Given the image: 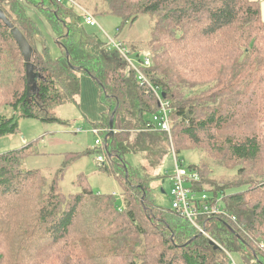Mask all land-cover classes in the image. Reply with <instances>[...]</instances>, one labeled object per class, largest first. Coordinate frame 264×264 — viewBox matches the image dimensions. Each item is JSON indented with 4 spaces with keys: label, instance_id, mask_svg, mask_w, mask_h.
<instances>
[{
    "label": "trees",
    "instance_id": "trees-1",
    "mask_svg": "<svg viewBox=\"0 0 264 264\" xmlns=\"http://www.w3.org/2000/svg\"><path fill=\"white\" fill-rule=\"evenodd\" d=\"M94 16L109 15L122 27L152 16L147 40L152 65L145 72L169 101L170 134L155 128L157 96L137 81L118 49L96 33L79 30L77 9L60 0H0V8L33 46L39 74L28 81L27 62L12 29L0 19V137L15 134L20 118L64 123L54 112L75 103L80 74L100 88L104 107L93 125L114 134L105 148L65 156L55 169H29L40 154L38 141L0 154V264H264V20L260 0H104ZM32 13V14H31ZM49 29L61 54L45 41ZM84 34L92 39H78ZM91 34V33H90ZM142 61L141 43L121 42ZM192 147L207 151L216 166L236 170L234 179L211 177L201 163L198 194L222 195L227 215H198L206 235L175 209L160 208L147 179L128 155L140 154L146 167ZM103 153L98 165L115 178L113 193L95 191L84 172L76 193H65L68 168L83 156ZM75 157H72L74 156ZM138 171V172H137ZM199 203V202H197ZM235 219V220H233ZM213 240L219 247L215 248ZM263 246V247H261Z\"/></svg>",
    "mask_w": 264,
    "mask_h": 264
},
{
    "label": "rangeland",
    "instance_id": "rangeland-1",
    "mask_svg": "<svg viewBox=\"0 0 264 264\" xmlns=\"http://www.w3.org/2000/svg\"><path fill=\"white\" fill-rule=\"evenodd\" d=\"M74 2H69V4L73 5L77 10H79L77 6H80L84 10L91 12L93 15L97 4L99 9L105 7L104 0H74ZM33 16L35 15L33 14ZM35 17H37L38 23L43 29L44 38L50 47L51 56L54 58L59 57L61 54L60 48L52 39L49 29L43 26L38 16ZM96 18L98 22L99 19L100 21L101 19L104 20L106 32L100 29L98 24L94 27L84 26L83 22H80L79 30L83 32L85 29L88 35L96 33L100 38L106 40L107 42L110 41L107 37L108 35L111 38L116 39V37L118 38V35L120 34L122 40H126V38L128 41H130V39L137 40L139 43L143 44L141 45V48H145L143 51L147 50L146 42L150 39L154 26L152 16L143 14L133 23V26H130L129 24L123 26L121 33H119L120 30L118 31L115 29L116 23L119 26L121 25V20L119 18L102 14H100V16H96ZM78 39L87 40L92 39V37H86L81 33L78 35ZM134 61L138 63L136 59H134ZM80 77L82 85L79 94L80 99L78 98V104L76 102L62 104L54 110L57 117L62 119L64 123H44L37 118H20L18 124L19 129L15 134L0 137V154L8 150L18 149L20 146L26 144L24 142H31L34 141V139L38 141L40 148V154L34 156H42V154L48 153L44 150L45 144L51 145L52 154L57 153V151H64L69 152V154L72 155L77 153V151L94 148L96 146L95 139L97 136L92 129L93 125L100 122L104 107L100 103L99 89L96 83H94L89 75L81 74ZM78 128H82L83 130L77 131ZM100 137L105 139L106 132L101 133ZM72 157H75V155ZM127 159L134 168L138 169L140 176L149 181L148 184L151 188L150 193L153 195L156 205L160 208H171V180H169L168 174H171L174 171L175 166L173 155L171 153L167 155L162 167L158 169L146 167L147 164H145L144 158L140 154L128 155ZM213 161L214 160L208 156L207 151L202 150L201 148L192 147L190 150H184L179 153V163H182L185 167L194 166L199 168L202 162L208 163L212 164L211 177L215 178L218 182L223 179H234L236 170L239 169L240 165L230 170L223 166H216ZM49 169H55V167L49 166ZM68 169L69 170L64 176L63 184L61 183L63 192L67 194L78 192L79 187L76 185L75 181L77 180L78 173L81 170L88 175L89 183L95 191L104 193L109 192L112 194L116 193L115 196L117 198V203L119 206H122V196L120 195L122 189L119 183L113 176L103 173V171L98 168L96 155L83 156L76 161L75 165L69 167ZM233 256L238 262V256Z\"/></svg>",
    "mask_w": 264,
    "mask_h": 264
},
{
    "label": "built area",
    "instance_id": "built-area-1",
    "mask_svg": "<svg viewBox=\"0 0 264 264\" xmlns=\"http://www.w3.org/2000/svg\"><path fill=\"white\" fill-rule=\"evenodd\" d=\"M62 3L74 2V0H60ZM75 3V2H74ZM77 10L83 20L84 26H95L99 23L97 18L88 10H84L80 6H77ZM119 31V29H118ZM110 40V45L118 49L121 53L124 60L128 63L129 67H132L135 71L137 81L142 84H147L151 91L157 96V100L160 106V111L157 114H154L152 118L155 128L159 130L166 131L170 134L171 132V123H170V111L169 101L166 100L165 96L162 95L161 89L156 88L152 81L145 72V68H150L152 65V53L149 50L142 51L141 59L138 61L134 56L128 52V50L121 45V41L118 39H113L109 35L107 36ZM136 59L138 63L134 61ZM83 130L78 128L77 131ZM93 132L96 133L97 138L95 148L104 149L105 140L100 137L101 133H105L106 129H101L99 127L93 126ZM172 155L174 158V171L171 174H168L169 180H171V190L170 194L172 196V205L171 207L179 212L182 216H185L190 222L196 225L201 234L206 235V231L203 224L196 222L198 215L210 216V215H227L225 204L222 200V195L220 197H215V194L211 193H202L198 194L194 192L192 187L196 183L201 182V173L197 167H185L182 163H179V157L174 149H171ZM106 155L99 153L96 155V162L98 165H103L106 163ZM116 195V193H114ZM199 202V203H197ZM235 220V219H233ZM263 247V246H261ZM231 257L232 264H238L235 262L234 258Z\"/></svg>",
    "mask_w": 264,
    "mask_h": 264
},
{
    "label": "crops",
    "instance_id": "crops-1",
    "mask_svg": "<svg viewBox=\"0 0 264 264\" xmlns=\"http://www.w3.org/2000/svg\"><path fill=\"white\" fill-rule=\"evenodd\" d=\"M260 2H261V5H262V18L264 20V0H260ZM98 23H99L100 29H102L104 32H106V30H105L106 29V25L104 23V20L101 19V21H100V19H99ZM115 25H116L115 29L118 30L119 28H117V27H119V25L117 23ZM119 33H121V31ZM116 39H119L121 42H124V41L127 40V38H126V40H122L120 34L118 35V38L116 37ZM84 75H86V74H84ZM80 82H81V77H80ZM94 83H95V81H94ZM96 85H97V87L99 89V92H100V88H99L97 83H96ZM79 94L76 96V98H77L76 103L77 104H78ZM23 142H24V140H23ZM24 143H27V142H24ZM44 150H46V152H48V153L47 154H42V156H34V157H31V158L27 159L26 165H27L28 168L33 169V168L36 167V168H41V169H43V168L44 169H49V166H54L56 168V167L60 166L63 163V160H64L65 156L61 155V153H63L64 151L63 152L57 151V153L52 154V147H51L50 144H48V145L45 144ZM75 164H76V162L73 163L70 167H72ZM82 172H84V171L80 170V172L78 174H80ZM62 184H63V181H62ZM101 193H104V192H101Z\"/></svg>",
    "mask_w": 264,
    "mask_h": 264
},
{
    "label": "water",
    "instance_id": "water-1",
    "mask_svg": "<svg viewBox=\"0 0 264 264\" xmlns=\"http://www.w3.org/2000/svg\"><path fill=\"white\" fill-rule=\"evenodd\" d=\"M0 19H2L5 24L12 29L13 36L17 43H19V46L21 47V50L23 52V55L27 62V74H28V81L34 82V86H36V80L39 77V74L34 71V65L32 64V54H33V46L30 42H28L27 38L23 34V32L18 27H14L7 15H5L4 11L0 8ZM164 95V93L162 94ZM165 96V95H164ZM110 131L106 135L105 138H108L109 136H112L114 134V127L112 125V122L110 123ZM211 243L214 244L215 248L219 247L213 240H211Z\"/></svg>",
    "mask_w": 264,
    "mask_h": 264
}]
</instances>
